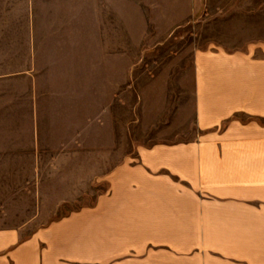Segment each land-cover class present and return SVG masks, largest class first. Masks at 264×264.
Returning a JSON list of instances; mask_svg holds the SVG:
<instances>
[{
	"label": "crops",
	"instance_id": "crops-1",
	"mask_svg": "<svg viewBox=\"0 0 264 264\" xmlns=\"http://www.w3.org/2000/svg\"><path fill=\"white\" fill-rule=\"evenodd\" d=\"M148 3L141 31L175 44L264 38V0ZM119 14L0 0V264H264V41L195 53L197 136L120 165ZM161 238L167 252H135Z\"/></svg>",
	"mask_w": 264,
	"mask_h": 264
},
{
	"label": "rangeland",
	"instance_id": "rangeland-1",
	"mask_svg": "<svg viewBox=\"0 0 264 264\" xmlns=\"http://www.w3.org/2000/svg\"><path fill=\"white\" fill-rule=\"evenodd\" d=\"M148 5H151L148 0H119L120 165L134 158L137 150L143 147L197 136L196 128L190 127L185 120L192 106L189 90L192 89L195 53L212 47L244 50L251 42L264 41V38H251L199 42L189 34L185 42L175 44L173 40L177 34L167 39L168 35L162 32L163 25L157 21L158 25L149 27V32L141 31L142 18L138 16L155 17L157 14L148 11ZM154 44L160 46H151ZM140 57L144 58V63L134 64ZM165 77H169L167 88L173 100L159 110L152 103L150 88L165 86ZM127 85L132 88L128 89ZM68 211L62 210L60 214ZM135 252H167L166 238L152 239L143 246L136 244Z\"/></svg>",
	"mask_w": 264,
	"mask_h": 264
}]
</instances>
